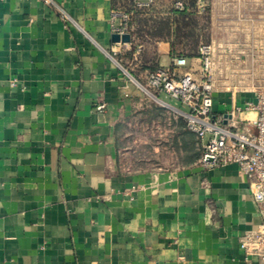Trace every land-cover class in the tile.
Returning <instances> with one entry per match:
<instances>
[{"label": "crops", "instance_id": "1", "mask_svg": "<svg viewBox=\"0 0 264 264\" xmlns=\"http://www.w3.org/2000/svg\"><path fill=\"white\" fill-rule=\"evenodd\" d=\"M49 1L0 0V264H245L239 239L260 222L247 179L202 169L195 134L135 82L174 55L198 73L174 45L173 0L129 43L111 41L124 0ZM204 1L201 43L262 73L264 0ZM231 105L214 94L213 112Z\"/></svg>", "mask_w": 264, "mask_h": 264}, {"label": "built area", "instance_id": "2", "mask_svg": "<svg viewBox=\"0 0 264 264\" xmlns=\"http://www.w3.org/2000/svg\"><path fill=\"white\" fill-rule=\"evenodd\" d=\"M42 1L50 3L49 0ZM156 1L124 0L110 13L112 33L128 34L131 39L137 32V18L146 17ZM190 1L173 0L171 12L198 15L207 12L204 0H194L193 4ZM62 20L67 18L63 15ZM227 48L212 42L201 43L197 48V74L192 66L188 67L185 56L174 55L168 66L148 72L144 82H135L146 98L171 110L174 117L182 118L187 130L195 134L201 150L197 164L202 169L232 164L247 179L259 208L260 222L254 229L243 233L239 248L245 264H264V92L248 90L254 94V99L238 105L234 98L243 89L238 90L227 81L218 84L217 75L227 76L234 71L230 64L236 59L229 58L225 52ZM218 91L232 101L231 107L222 113L213 112L214 94ZM161 95L182 105L185 110L167 104Z\"/></svg>", "mask_w": 264, "mask_h": 264}, {"label": "rangeland", "instance_id": "3", "mask_svg": "<svg viewBox=\"0 0 264 264\" xmlns=\"http://www.w3.org/2000/svg\"><path fill=\"white\" fill-rule=\"evenodd\" d=\"M194 0H191V4H193ZM193 7V6H191ZM189 14V13H188ZM207 12L199 17H185L180 18L179 22L180 26H182L181 31L179 32L178 40L175 41V46L178 49H181L184 52V55L191 54L197 52V48L199 47L201 42H205V38L207 35ZM148 16L138 17L140 20H147ZM162 22V21H157ZM141 35H148L149 32L146 29H141ZM223 58L220 60L222 63ZM253 60L242 59V60H233L230 64L231 68L234 69L232 73H229L227 76L217 75L216 79L219 85H222L223 82L227 81L232 86H236L238 90H257L259 92H264V71L259 74L255 73L253 70H250V66ZM258 65L264 67V59H262ZM246 67V69H244ZM227 77V78H225ZM141 82V81H140ZM163 100L168 101L167 98H164L163 95L160 96ZM152 100V99H150ZM153 102V101H151ZM164 114L168 117L175 116V114L169 110L164 109ZM153 130L156 132L155 127ZM163 131L157 134L158 137L162 136ZM207 140V138L205 139Z\"/></svg>", "mask_w": 264, "mask_h": 264}, {"label": "water", "instance_id": "4", "mask_svg": "<svg viewBox=\"0 0 264 264\" xmlns=\"http://www.w3.org/2000/svg\"><path fill=\"white\" fill-rule=\"evenodd\" d=\"M111 41L113 43H129L130 36L128 34H123V35L113 34L111 36Z\"/></svg>", "mask_w": 264, "mask_h": 264}, {"label": "trees", "instance_id": "5", "mask_svg": "<svg viewBox=\"0 0 264 264\" xmlns=\"http://www.w3.org/2000/svg\"><path fill=\"white\" fill-rule=\"evenodd\" d=\"M180 16H182V18H185V17L187 18L189 16V14L180 13ZM189 17H191V16H189ZM181 28H182V26L178 25V27L176 28V31L180 32ZM154 35H157V32Z\"/></svg>", "mask_w": 264, "mask_h": 264}]
</instances>
